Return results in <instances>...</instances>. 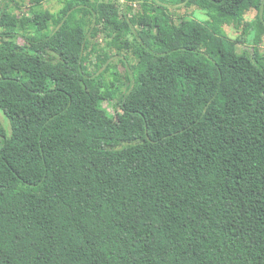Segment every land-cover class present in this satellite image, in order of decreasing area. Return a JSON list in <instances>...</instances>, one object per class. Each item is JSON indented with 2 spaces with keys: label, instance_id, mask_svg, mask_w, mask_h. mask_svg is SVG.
Instances as JSON below:
<instances>
[{
  "label": "trees",
  "instance_id": "16d2710c",
  "mask_svg": "<svg viewBox=\"0 0 264 264\" xmlns=\"http://www.w3.org/2000/svg\"><path fill=\"white\" fill-rule=\"evenodd\" d=\"M131 1L0 0V264H264V0Z\"/></svg>",
  "mask_w": 264,
  "mask_h": 264
},
{
  "label": "rangeland",
  "instance_id": "374dc122",
  "mask_svg": "<svg viewBox=\"0 0 264 264\" xmlns=\"http://www.w3.org/2000/svg\"><path fill=\"white\" fill-rule=\"evenodd\" d=\"M30 0H20V3L27 7L28 3ZM68 0H44V7L50 9L53 12H59L67 3ZM121 2H126V0H120ZM162 1V0H158ZM130 3H132L135 7L138 8L139 3L135 0H132ZM109 7V10L112 12L114 11V7L111 6L110 4H107ZM172 6V13L175 16L179 15H186V16H193L202 20L207 19L206 13L199 9L193 2L192 0H189L186 4H178V5H171ZM257 14L256 10H251L247 12V19L251 20L253 19ZM225 32L232 38H237V39H243L242 45L243 48H246L250 51H253V46L255 45L251 39L254 35L253 30H247L246 25L244 23L242 24H231V25H225L224 26ZM96 41L104 47V41H102L101 38ZM94 42V41H92ZM260 54L264 56V44H260ZM111 53L114 55L116 53L115 49H111ZM117 63L118 60H117ZM120 66V64H119ZM125 73V72H124ZM123 73V74H124ZM126 75V74H125ZM109 79H111L110 76H108ZM125 83H128V80L126 77L122 78ZM126 88V85L124 86ZM117 101H109L107 98L103 99L101 102V107L99 109H96L93 114V118L96 121L100 122H106V123H111L112 121H117V106H116ZM0 129H4L7 132L11 131V126L9 119L5 116L3 111L0 109ZM10 130V131H9ZM0 145H1V140H0Z\"/></svg>",
  "mask_w": 264,
  "mask_h": 264
}]
</instances>
